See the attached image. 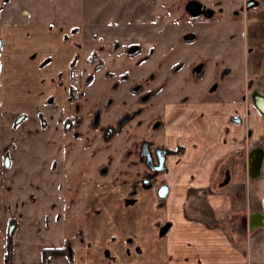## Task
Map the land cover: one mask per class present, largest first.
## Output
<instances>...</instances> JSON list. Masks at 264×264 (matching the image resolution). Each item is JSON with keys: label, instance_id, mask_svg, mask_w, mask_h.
I'll return each instance as SVG.
<instances>
[{"label": "crops", "instance_id": "0c3cea01", "mask_svg": "<svg viewBox=\"0 0 264 264\" xmlns=\"http://www.w3.org/2000/svg\"><path fill=\"white\" fill-rule=\"evenodd\" d=\"M0 41V264H264V101L253 97L264 96V0H0ZM139 69L150 70L130 96L156 92L166 135L183 139L164 144L179 149L168 195L84 184L67 209L73 78L94 74L93 96L107 71L127 75L121 89ZM226 175L246 211L212 190ZM194 191L209 217L187 209ZM78 208L83 238L68 234ZM67 240L71 258L44 259Z\"/></svg>", "mask_w": 264, "mask_h": 264}, {"label": "rangeland", "instance_id": "374dc122", "mask_svg": "<svg viewBox=\"0 0 264 264\" xmlns=\"http://www.w3.org/2000/svg\"><path fill=\"white\" fill-rule=\"evenodd\" d=\"M95 53L96 56L91 58L94 63L99 60V53L97 51ZM99 64H103L104 67L102 60L98 61L97 65ZM123 67L125 68V65ZM121 69L115 67L117 72ZM100 70L102 68H95V72ZM139 70L133 71L131 79L127 84H123L121 89L120 86L127 75L116 76L107 71L104 76L96 80L95 88L92 90L93 96L87 87L92 84L94 74L87 75V70H78L75 75V78L80 81L83 92L79 99L72 101L74 107L70 120L73 126H76L67 136L65 147V159L69 165L65 185L68 200L73 197L79 199L83 193L84 184L127 183L130 187L139 185L143 187L144 180L149 179L152 175L145 159H142L140 155L143 143L148 142L154 154L157 148H166L164 144L175 146L180 141L182 142L181 135L174 133L166 135L164 113L167 106L162 105L161 102L150 104V99L146 100L150 93L142 98L130 96V93L135 94L136 91H141L142 87L138 86L137 88L136 84L145 78L150 69ZM108 78H114L113 83ZM151 80L150 77V80L147 79L145 84L150 83ZM128 87H133V89ZM115 92H118L120 96L116 98ZM177 146H182V144L179 143ZM171 151L170 154L175 152ZM238 162H241V157L238 158ZM225 178L224 183L221 182L214 186L212 190L223 194L231 192L235 212L246 211L245 198L242 199L241 194L235 196L236 199L233 197V191L241 190L243 186L241 184L231 186V177L226 175ZM165 179L166 172H163L151 181V185L161 186L165 183ZM191 194L187 209L200 211L207 217L212 215L209 214L211 207L207 202V194L199 191H194ZM67 222L69 236L78 228L81 230L83 211L78 208V211L67 214ZM226 226L228 229L232 227L229 223Z\"/></svg>", "mask_w": 264, "mask_h": 264}, {"label": "water", "instance_id": "95a60500", "mask_svg": "<svg viewBox=\"0 0 264 264\" xmlns=\"http://www.w3.org/2000/svg\"><path fill=\"white\" fill-rule=\"evenodd\" d=\"M2 48V41H0V51ZM254 99L256 100L257 104L262 100L264 101V96H261L259 94H254ZM170 154V151L165 148H158L155 153L151 151L150 144L148 142L143 143L142 150H141V158L145 159V162L147 166H149L150 170L153 172L152 175L144 181L145 188H150L151 185V179L157 176L158 174H161L166 171V162H167V155ZM156 157V159H155ZM147 183V185H145ZM169 193V186L168 185H162L159 190L158 194L160 198H165ZM16 230V225L12 224L9 229V237L11 240V244L9 246L8 250V256L9 259L12 255L13 251V235Z\"/></svg>", "mask_w": 264, "mask_h": 264}, {"label": "trees", "instance_id": "16d2710c", "mask_svg": "<svg viewBox=\"0 0 264 264\" xmlns=\"http://www.w3.org/2000/svg\"><path fill=\"white\" fill-rule=\"evenodd\" d=\"M94 55L96 56V53H94ZM93 55V56H94ZM92 62V60H91ZM97 69H101L103 68V64H99L96 66ZM156 92H153L151 95H149L148 99H146L147 101L149 99L152 98V96L155 94ZM79 121V120H78ZM74 204V199H70L69 203L67 204V209H71V207ZM80 234H81V238H83L84 234L83 231L80 230ZM43 256L44 259H49L51 256H66L71 258L72 257V243L70 240H67L65 245L62 248H57V249H45L43 252Z\"/></svg>", "mask_w": 264, "mask_h": 264}, {"label": "flooded vegetation", "instance_id": "af4514ba", "mask_svg": "<svg viewBox=\"0 0 264 264\" xmlns=\"http://www.w3.org/2000/svg\"><path fill=\"white\" fill-rule=\"evenodd\" d=\"M203 12V9L202 8H200V10H199V14H201ZM72 87H73V82H72V85H71V92H70V95H71V97H70V101L72 102V101H75V100H77V99H79V98H75V97H73L72 96ZM82 95V94H81ZM76 126V125H75ZM75 126H73V124H72V122H71V120L70 119H68L67 120V122H66V130L68 131V132H71V129H74L75 128ZM112 132V131H111ZM158 149V148H157ZM166 149V148H165ZM140 155H141V153H140ZM153 173V172H152ZM159 175V174H158ZM158 175L157 176H155L154 178H156V177H158ZM154 178H152L151 179V181L154 179ZM144 181H146V180H144ZM145 185H147V183L145 184ZM143 187H145L144 186V183H143V185H142Z\"/></svg>", "mask_w": 264, "mask_h": 264}, {"label": "built area", "instance_id": "2783aa9c", "mask_svg": "<svg viewBox=\"0 0 264 264\" xmlns=\"http://www.w3.org/2000/svg\"><path fill=\"white\" fill-rule=\"evenodd\" d=\"M83 92L82 86L78 78L73 79L72 96L79 98Z\"/></svg>", "mask_w": 264, "mask_h": 264}]
</instances>
